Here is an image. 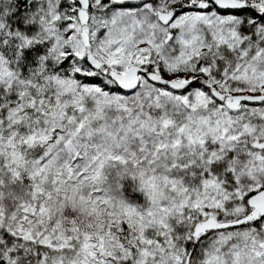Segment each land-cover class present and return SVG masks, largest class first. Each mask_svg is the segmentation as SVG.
<instances>
[{
  "label": "snow or ice",
  "instance_id": "obj_1",
  "mask_svg": "<svg viewBox=\"0 0 264 264\" xmlns=\"http://www.w3.org/2000/svg\"><path fill=\"white\" fill-rule=\"evenodd\" d=\"M0 264H264V0H0Z\"/></svg>",
  "mask_w": 264,
  "mask_h": 264
}]
</instances>
